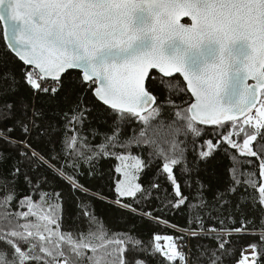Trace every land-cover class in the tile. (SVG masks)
Segmentation results:
<instances>
[{
    "label": "snow or ice",
    "instance_id": "obj_1",
    "mask_svg": "<svg viewBox=\"0 0 264 264\" xmlns=\"http://www.w3.org/2000/svg\"><path fill=\"white\" fill-rule=\"evenodd\" d=\"M0 24V264H264V0H0ZM104 159L119 230L84 202Z\"/></svg>",
    "mask_w": 264,
    "mask_h": 264
},
{
    "label": "trees",
    "instance_id": "obj_2",
    "mask_svg": "<svg viewBox=\"0 0 264 264\" xmlns=\"http://www.w3.org/2000/svg\"><path fill=\"white\" fill-rule=\"evenodd\" d=\"M4 50V43H3V25L0 24V52ZM182 79V78H181ZM190 95V94H189ZM103 106H97L94 112V118L92 122V126L99 128L101 132H106L108 129L106 128L104 122L101 120L99 123H97V120L99 119L95 113H98L102 110ZM110 122V117L107 118ZM203 128H208L210 126H201ZM159 132V139L163 145V142L169 138V129L165 127L163 124H161L158 127ZM99 142V138L97 140ZM166 146V145H164ZM118 164V161L115 159H104L100 161V169L98 171H103L104 176L106 179H92L89 180L87 177H82L81 182L84 183L90 190V196L92 193H100L105 199H89L85 198V203L89 205H94V211L95 213L103 217V223H105L109 228L112 229H122L125 227V222L120 217L123 215L122 213L118 212L113 206L112 201L115 199L116 194L114 191V168ZM229 161L225 158H223V155H217V157L214 160L209 161L207 165V172H204L203 170L200 173V178L206 182H208L211 187L212 191L215 192L217 189L223 190L225 186V182L227 179V167H228ZM113 177V179H107V177ZM183 180V177H181ZM142 183H147V177L144 178ZM162 183V181H161ZM63 190L66 194V208H68L73 215H75L78 212L77 204L75 201L69 199L67 197L68 189L66 186H63L59 183H57V190ZM163 195V194H162ZM209 197L212 195V192L208 193ZM155 204V202H154ZM151 207V206H150ZM156 215H161L164 218H166L168 221H170L171 224L175 225H181L183 226L185 224V218L183 214H164V213H154ZM80 219H83L81 217ZM129 221V226L131 224V221L136 218L132 217H126ZM79 222V220L77 221ZM136 232L143 237L145 242H148V240L151 238L153 234H173V231L171 228H165L163 225L157 226L155 223H148L147 221H139L136 219Z\"/></svg>",
    "mask_w": 264,
    "mask_h": 264
},
{
    "label": "water",
    "instance_id": "obj_3",
    "mask_svg": "<svg viewBox=\"0 0 264 264\" xmlns=\"http://www.w3.org/2000/svg\"><path fill=\"white\" fill-rule=\"evenodd\" d=\"M185 19H187V18H185Z\"/></svg>",
    "mask_w": 264,
    "mask_h": 264
}]
</instances>
